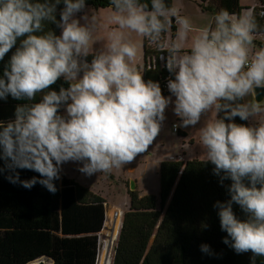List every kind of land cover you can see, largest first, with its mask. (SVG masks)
<instances>
[{
  "label": "clouds",
  "instance_id": "obj_1",
  "mask_svg": "<svg viewBox=\"0 0 264 264\" xmlns=\"http://www.w3.org/2000/svg\"><path fill=\"white\" fill-rule=\"evenodd\" d=\"M109 2L116 27L94 40L97 17L85 14L83 24L76 18L85 0H63L59 21L61 0H0V60L20 41L0 77V99L27 101L16 106L14 120L0 122V172L7 170L13 184L31 189L39 183L54 195L66 163H75L86 177L121 169L149 149L175 97L179 127H195L207 117L199 127L206 162L221 185L231 181L230 199L213 205L227 233L223 243L237 254L250 251L256 264L264 257V106L245 101L264 89V47H253L254 10L237 15L221 9L214 25L191 34L189 18L166 0ZM172 18L175 37L165 43ZM45 22L57 24L60 35L46 30ZM132 34L167 53L160 58L170 73L171 96L162 95L158 82L143 79ZM97 41L103 46L93 52ZM60 78L69 87L49 90ZM236 117L248 123H235ZM17 169L39 178L20 180ZM233 204L246 219L237 218ZM200 250L213 254L207 244Z\"/></svg>",
  "mask_w": 264,
  "mask_h": 264
},
{
  "label": "trees",
  "instance_id": "obj_2",
  "mask_svg": "<svg viewBox=\"0 0 264 264\" xmlns=\"http://www.w3.org/2000/svg\"><path fill=\"white\" fill-rule=\"evenodd\" d=\"M141 2L150 5V0ZM85 3L95 9L111 8L109 0H85ZM166 3L172 5V0H166ZM261 3L264 5V0ZM198 4L202 10L213 9L216 13L226 9L238 15L242 9L239 0H198ZM63 7L61 0L55 13L57 21ZM253 10L258 24L255 34L264 35V17L258 15L259 8ZM45 28L60 35V28L55 23L45 22ZM169 30L173 38L176 31L174 18ZM19 42L18 39L17 45L0 60V77ZM150 43L144 38V59L149 54H167L158 43L152 42L153 46ZM259 44L264 46L262 42ZM92 58L90 54L86 60L90 62ZM140 73L146 82H158L162 94L170 93L164 88L165 78H170L167 70L147 67L144 63ZM61 86L68 88L69 83L60 78L49 90L58 92ZM39 100L38 94L34 102ZM26 102L10 95L0 99V122L14 120L16 106ZM219 115L223 116V113ZM234 122L248 123L239 117ZM176 135L181 136L179 130ZM213 168L210 162L198 158L163 161L157 195H141L136 189L130 190L129 205L121 216L110 264H252L250 251L237 254L223 243L227 233L221 230L213 205L216 201L230 199L227 187L231 181L225 180L221 185ZM55 183L58 191L54 195L42 185L40 192L31 196L29 191L0 189V228L15 226L18 212L11 205L18 202L29 215L31 226L49 230L52 264H96L99 233L105 221V199L62 173ZM29 200L28 212L26 202ZM233 211L238 219H246L239 205L233 204ZM201 244L209 245L213 254L202 253ZM256 264H264V257H257Z\"/></svg>",
  "mask_w": 264,
  "mask_h": 264
},
{
  "label": "rangeland",
  "instance_id": "obj_3",
  "mask_svg": "<svg viewBox=\"0 0 264 264\" xmlns=\"http://www.w3.org/2000/svg\"><path fill=\"white\" fill-rule=\"evenodd\" d=\"M183 1L184 0H182V2ZM259 1L260 0H239V4L242 7V11H244L254 8L256 5L252 4L258 3ZM184 3H187L186 6L188 9L185 6V12H188L187 17L196 22L201 21V23H198L196 26L203 28L206 25H214L216 11L213 9L204 11L194 0H185ZM111 13V8L95 10L91 6L86 5L82 14H76V18L80 19V22L83 24L85 21L81 19V17L85 14L89 15V17L91 15L97 17L100 26L94 35V40H96L105 38L107 32L114 28H109L107 23V21H110L109 17ZM168 33H170V30L167 34ZM131 39L138 47L136 60L139 65L136 66L137 68H141L143 64V39H140V36L136 34H132ZM259 42H264V35L254 34V50H259L261 47H264L261 46ZM102 46L103 41H97L94 43L93 48L100 49ZM162 95L169 97L171 93ZM174 100L175 97H172L173 103H170L165 109V119L161 124L160 132L152 145L149 146V149L144 153L138 154L131 163L125 164L121 169H113L109 173H100L91 177H86L76 170L77 165L75 163L69 162L63 165L62 174L72 177L82 185L89 187L93 192L100 194L105 199V222L104 228L99 236V242L106 239L108 241L110 236H112L116 217L115 210L117 208L120 211V227V216H122L123 211L128 208L130 184L133 181L135 182V189L139 194L157 195L159 191L160 164L163 161L176 159L186 161L194 158L206 160V155L199 142V127L203 125L207 117L202 116L200 123L195 127H179L181 120L173 111ZM245 101L254 102L253 93L246 97ZM259 103L264 106V97ZM61 112H63V109H61ZM210 116L214 118L215 114L211 113ZM174 123L177 125V129L180 128L181 136L172 133V126ZM33 230L34 231L29 233L13 232V229L0 230V244L2 243L5 248L2 249L1 247L0 249V264H16L14 262H17V264H28L39 259L49 261V230ZM118 230L119 228L117 229L115 238ZM115 238H111L109 249L106 244L102 246V250L105 251L109 259L108 264L111 262Z\"/></svg>",
  "mask_w": 264,
  "mask_h": 264
},
{
  "label": "crops",
  "instance_id": "obj_4",
  "mask_svg": "<svg viewBox=\"0 0 264 264\" xmlns=\"http://www.w3.org/2000/svg\"><path fill=\"white\" fill-rule=\"evenodd\" d=\"M184 2H185V0L183 2H182V0H172V5H175V6H177L179 8L181 15L187 16L188 15V12H185V6H186L187 3H184ZM252 5H256V6H254V8L255 7L256 8H259L262 5L261 0L258 3H253ZM186 8H187V6H186ZM97 10H100V9H97ZM252 10H253V8H252ZM241 12H242V9H241L240 13ZM78 14H82V12L81 13H78ZM189 20H190V23H191V26H192V33L198 32L201 28L198 27V26H196V25L198 23L200 24L201 21L196 22V21H194L192 19H189ZM107 23H108V27L109 28L116 27V25L114 24V22H112L111 20L110 21H107ZM175 27L177 28L176 23H175ZM166 35L167 36H165V43L171 42L174 39V37L172 38V36H171L170 33H168ZM140 39H142V37H140ZM98 50H99L98 48H93V51H98ZM136 65H139V64H137V60H136ZM138 69L141 70L140 67H138ZM3 122L6 123L8 121H3ZM178 130L181 133L180 128ZM3 167H4V161L0 160V168H3ZM17 171L19 172V178H20V180H30L34 176L39 178V174L36 173V172H34V171H31V170H27V169H17ZM8 175H10V173L7 170H5L3 172H0V189L29 191L28 193H31L30 196L32 194H34V193H37V192L39 193L40 192L41 184L36 183L31 189H27L25 187H22L19 183L13 184V183L9 182V180L7 179ZM26 206L28 207V212H29L30 200H29V203L26 202ZM11 208H13L14 210H17V212H18V213H16V224H15V226H13L11 228H0V230H2V229H13V232H23V233H25V232L26 233L32 232V231H34L33 229L47 230V228L46 229L45 228H36L34 226H31L29 224V223H31V221L29 220V215L28 214L26 215L25 209L18 202H13L12 205H11ZM22 213H24V214H22ZM103 228H104V224H103ZM101 231H100L99 234H101ZM49 240H50V237H49ZM1 247H2V249H5L4 248V245L2 243L0 244V249H1ZM14 263L17 264V262H14Z\"/></svg>",
  "mask_w": 264,
  "mask_h": 264
},
{
  "label": "bare ground",
  "instance_id": "obj_5",
  "mask_svg": "<svg viewBox=\"0 0 264 264\" xmlns=\"http://www.w3.org/2000/svg\"><path fill=\"white\" fill-rule=\"evenodd\" d=\"M195 2L198 3V0H194ZM91 6V5H89ZM92 7V6H91ZM94 8V7H92ZM95 9V8H94ZM97 10V9H95ZM175 20V18H174ZM60 33H61V29H60ZM143 39V42H144V38L142 37ZM143 54H144V49H143ZM142 54V60H143V64L146 63V66L147 67H158V68H164L165 70H167L166 68V61L164 59H161L160 57L163 56V57H166L167 54L165 53H154V54H149L145 57L144 59V55ZM143 64L141 66V69L143 67ZM141 71V70H139ZM166 89V88H165ZM168 90V89H167ZM115 214H116V217H115V224H114V227H113V233H112V236H110V239L112 238H115V235H116V232H117V229L119 228V209L117 208L115 210ZM114 214V213H113ZM121 217V216H120ZM100 236V234H99ZM109 239V240H110ZM109 240L107 241L106 240H101L99 242V249H98V256H97V261H96V264H108V257L106 256V253L105 251L102 250V246L104 244L108 245V242ZM49 264V263H48Z\"/></svg>",
  "mask_w": 264,
  "mask_h": 264
},
{
  "label": "water",
  "instance_id": "obj_6",
  "mask_svg": "<svg viewBox=\"0 0 264 264\" xmlns=\"http://www.w3.org/2000/svg\"><path fill=\"white\" fill-rule=\"evenodd\" d=\"M263 97H264V89H257L256 91L253 92L254 102H258L259 103L260 101H262ZM130 190H135V182L134 181L130 184ZM111 240L112 239H110L109 242H108V245H107L108 249H109V246H110L109 243L111 242ZM48 263L52 264V259H51L50 256H49V261L44 260V259H39V260H37L35 262H30L28 264H48Z\"/></svg>",
  "mask_w": 264,
  "mask_h": 264
},
{
  "label": "built area",
  "instance_id": "obj_7",
  "mask_svg": "<svg viewBox=\"0 0 264 264\" xmlns=\"http://www.w3.org/2000/svg\"><path fill=\"white\" fill-rule=\"evenodd\" d=\"M258 14H259L260 17H264V5H261L259 7ZM150 45L153 46V43L151 42ZM168 79H169V77H166L165 78L164 88H166V89H168L167 88V81H168ZM174 125L176 127H174ZM172 133H174V134H177L178 133V129H177V125L176 124H173V126H172Z\"/></svg>",
  "mask_w": 264,
  "mask_h": 264
}]
</instances>
